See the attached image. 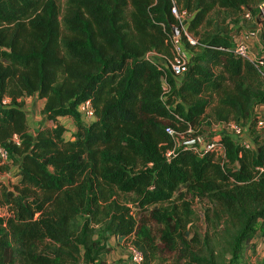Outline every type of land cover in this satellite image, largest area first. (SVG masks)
Returning a JSON list of instances; mask_svg holds the SVG:
<instances>
[{"label": "trees", "instance_id": "obj_1", "mask_svg": "<svg viewBox=\"0 0 264 264\" xmlns=\"http://www.w3.org/2000/svg\"><path fill=\"white\" fill-rule=\"evenodd\" d=\"M61 1L0 0V100H10L0 105V148L8 152L0 175L14 164L19 178L0 181V264H106L101 233L132 236L142 264L160 256L234 264L245 247L264 244V136L253 132L245 149L213 135L223 159L198 158L185 145L211 126L205 114L213 103L216 122L254 126L264 76L219 29L197 40L201 50L178 84L167 75L166 94L164 69L145 58L170 56L173 4L193 15L192 34L215 6L237 12L253 0ZM28 97L44 100L40 113L52 122L34 135L23 110ZM86 101L90 124L78 112ZM60 118L73 122L72 139ZM166 128L184 136L179 145ZM191 199L206 202L202 212Z\"/></svg>", "mask_w": 264, "mask_h": 264}, {"label": "built area", "instance_id": "obj_2", "mask_svg": "<svg viewBox=\"0 0 264 264\" xmlns=\"http://www.w3.org/2000/svg\"><path fill=\"white\" fill-rule=\"evenodd\" d=\"M171 15L176 21L175 28L178 33L177 35L172 34L168 37L167 43L170 47V56L165 58L154 51H150L145 54V58L148 61L155 63L164 69V77L162 79L164 94L168 93L169 91V87L166 83L167 75L172 76L176 84H178L187 72L191 57L186 50V44L190 47L198 46L197 40L191 33L188 32L191 15L186 10H179L175 4L172 5ZM243 20L248 22H258L262 26L264 32V4H260L258 6V12L255 17L252 16L250 11L244 9ZM228 34L232 40V50L234 54L252 63L264 76V57L261 56V54H255V50H251V44L253 40L256 37H261L262 31L257 32L255 29H239L238 27H232ZM9 103L10 100L7 98L0 100V105L6 106L9 105ZM78 112L83 123L90 124L95 121V113L89 101L80 104L78 107ZM263 112L264 108L263 110H259L257 107L254 109L253 116L256 122L252 127H250V125L242 124L238 121L230 120L225 123L223 122L221 126V133L205 132L204 134L194 138L192 141H189H195V144L186 142V148L192 151L198 158H202L206 153L211 152L215 154L216 157L223 159L225 158L226 154L225 147L219 143L213 135L226 134L230 135L234 141L240 144L243 148L251 149L253 148V132H256L257 135L264 136V132L261 133V131L264 130ZM66 120L69 122V124H63L62 122H64V120L60 121V123L66 129L65 138L72 139L71 134L75 131V126L70 119ZM71 126H73V128H70ZM166 133L174 139L175 137L181 135L171 128H166ZM191 133L192 129L191 127H188L185 131V134L187 135ZM181 136L184 139V136ZM13 141H18L16 136L13 137ZM172 155L173 150H170L166 153L167 158ZM0 160L1 164H6L8 162V152L3 148H0ZM129 258L130 264H142L143 262L142 253L135 247L130 249Z\"/></svg>", "mask_w": 264, "mask_h": 264}, {"label": "rangeland", "instance_id": "obj_3", "mask_svg": "<svg viewBox=\"0 0 264 264\" xmlns=\"http://www.w3.org/2000/svg\"><path fill=\"white\" fill-rule=\"evenodd\" d=\"M61 2L63 3L64 0H62ZM260 4H264V2L261 0H253V2L248 7H243L240 11H237V12H231V11L221 9L215 6L206 14L203 22L196 28L194 32H192V34L194 37H196V40H198L199 42L201 37H203L206 34L214 33L216 29L229 32V30L232 27H238L239 29H242V28H246L247 26L253 25V24L257 26L258 30H260L261 32L263 31V28L258 22H248V21L243 20V10L244 9L250 12L254 10L255 13L252 14L251 12V14L253 17H255L258 12V6ZM191 16L193 19L192 14ZM200 48L201 46L198 45L195 48H187L186 50L189 56L192 58L197 52L201 50ZM164 97H166V95H164ZM42 105H43L42 100H39L37 98H32L31 100H28V102H26V107L34 108L36 112L41 109ZM215 105L216 103H213L212 106L206 111L205 115L207 118V122L210 123L211 126L206 128L207 125H204V128H206L205 132H212V133L222 132L221 126L223 122H216L214 118H210L211 108ZM36 122H37L36 123V126H37L38 121ZM62 123L65 125L69 124L67 120H64V122ZM70 128H73V126H71ZM262 132H264V130H262L261 133ZM182 139L183 137L181 135L175 137L177 145H179V141H182ZM17 172L18 171L16 169V166L14 164L10 165L9 170L6 171V173H3L0 175V181L4 183L2 181L3 180L2 178H5L7 186L17 184L19 180V178H17ZM183 195H184V189H181L179 196H183ZM188 198H190V196H188ZM129 199H131V196H129ZM191 203L194 208L193 210L197 212H200L201 210H203L204 205L206 204V202H199L197 199H193V200L191 199ZM128 206L131 207L132 210H134L135 212H138V210L134 209V205L132 203H129ZM3 214L4 212L2 213V215ZM200 218H202V215L199 216L197 219H200ZM198 224H199L198 225L199 229L205 228L203 223L199 222ZM151 228H152L153 233L156 235L157 227L152 225ZM97 237L102 238L104 240V243L110 250L108 253L103 254L101 256L102 260L106 264H130L129 262L130 249L134 247L132 243V240H133L132 236L126 237V238H119L116 236H110V235L101 233V234H98ZM263 253H264V244L261 243V241H257L256 248L252 249L251 245L245 247L241 259L234 264H260V260L263 256ZM152 264H177V263L172 262V260L167 256H163V257L160 256Z\"/></svg>", "mask_w": 264, "mask_h": 264}, {"label": "crops", "instance_id": "obj_4", "mask_svg": "<svg viewBox=\"0 0 264 264\" xmlns=\"http://www.w3.org/2000/svg\"><path fill=\"white\" fill-rule=\"evenodd\" d=\"M247 28L248 29H255V30H257V32L260 31V30H258L257 26H255L254 24L247 26L246 29ZM251 50H255V54L256 53L257 54H261V56L264 57V49H263V46L261 44V37L260 36L256 37L253 40V42L251 44ZM31 99H32V97H28V98L24 99L23 110H24V113L26 115L27 125L30 128V133L34 135L39 128L46 127V126H51L52 122L47 121V120H45L42 117V115L40 113L41 109L36 112V110L34 108H32V107L31 108H27L26 107V102H28V100H31ZM42 102L44 103V100H42ZM263 108H264V105L257 106V109H259V110H263ZM262 114L264 115V112ZM66 119L67 118H60L59 120L63 121V120H66ZM36 121H38L37 126H36V123H37Z\"/></svg>", "mask_w": 264, "mask_h": 264}, {"label": "water", "instance_id": "obj_5", "mask_svg": "<svg viewBox=\"0 0 264 264\" xmlns=\"http://www.w3.org/2000/svg\"><path fill=\"white\" fill-rule=\"evenodd\" d=\"M172 32H173V35H177V30H176V28H173L172 29ZM190 144H195V141H193V142H189ZM3 180V182L5 183V185H7V183H6V179L5 178H2Z\"/></svg>", "mask_w": 264, "mask_h": 264}]
</instances>
